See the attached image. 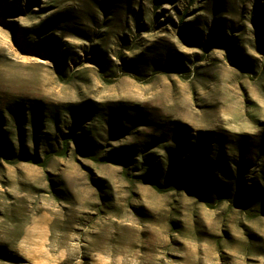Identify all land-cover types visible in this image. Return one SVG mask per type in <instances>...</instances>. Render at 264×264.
Wrapping results in <instances>:
<instances>
[{"label": "rangeland", "instance_id": "rangeland-1", "mask_svg": "<svg viewBox=\"0 0 264 264\" xmlns=\"http://www.w3.org/2000/svg\"><path fill=\"white\" fill-rule=\"evenodd\" d=\"M0 264H264V0H0Z\"/></svg>", "mask_w": 264, "mask_h": 264}, {"label": "trees", "instance_id": "trees-1", "mask_svg": "<svg viewBox=\"0 0 264 264\" xmlns=\"http://www.w3.org/2000/svg\"><path fill=\"white\" fill-rule=\"evenodd\" d=\"M67 143H68V140L65 139V140H64V145L67 146ZM185 180H186V179H185ZM149 183H150V185H151L155 190H157V191H159V192L166 191V188H162L161 186H159V185L156 184L155 182L151 181L150 179H149ZM174 186H175V187H180V186H181V183L178 182V183H176Z\"/></svg>", "mask_w": 264, "mask_h": 264}]
</instances>
